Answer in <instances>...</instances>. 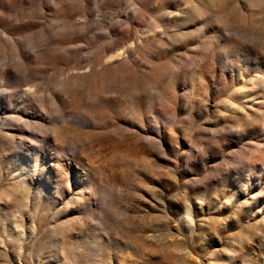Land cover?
<instances>
[{"label": "rangeland", "instance_id": "374dc122", "mask_svg": "<svg viewBox=\"0 0 264 264\" xmlns=\"http://www.w3.org/2000/svg\"><path fill=\"white\" fill-rule=\"evenodd\" d=\"M0 264H264V0H0Z\"/></svg>", "mask_w": 264, "mask_h": 264}]
</instances>
